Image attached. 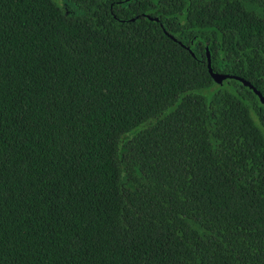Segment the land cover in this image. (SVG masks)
<instances>
[{"label": "trees", "instance_id": "trees-1", "mask_svg": "<svg viewBox=\"0 0 264 264\" xmlns=\"http://www.w3.org/2000/svg\"><path fill=\"white\" fill-rule=\"evenodd\" d=\"M59 1L0 0V264H264V0Z\"/></svg>", "mask_w": 264, "mask_h": 264}, {"label": "water", "instance_id": "water-1", "mask_svg": "<svg viewBox=\"0 0 264 264\" xmlns=\"http://www.w3.org/2000/svg\"><path fill=\"white\" fill-rule=\"evenodd\" d=\"M149 19H151V17L148 16ZM157 20V19H155ZM172 37V36H171ZM173 38V37H172ZM174 39V38H173ZM205 51H206V62H207V69H208V73L210 74L211 78L213 79V81L216 83V84H221L225 79L229 78L228 76L226 75H223L221 73H216V72H213L211 67H210V59H209V53L207 51V48L205 46ZM237 79L238 81H240L244 86L250 88L254 93L255 95L259 98V101L260 103L263 105L264 107V97L261 96V94L255 89L253 88V86L247 82V81H244L240 78H235Z\"/></svg>", "mask_w": 264, "mask_h": 264}, {"label": "rangeland", "instance_id": "rangeland-1", "mask_svg": "<svg viewBox=\"0 0 264 264\" xmlns=\"http://www.w3.org/2000/svg\"><path fill=\"white\" fill-rule=\"evenodd\" d=\"M57 1H58V3L60 2L59 0H57ZM223 86H225V84H223L222 87H223ZM203 93H206V91H204Z\"/></svg>", "mask_w": 264, "mask_h": 264}]
</instances>
